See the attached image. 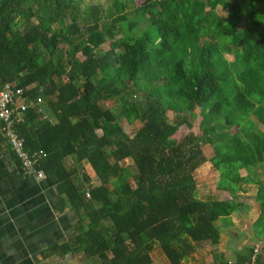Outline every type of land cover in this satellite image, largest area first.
<instances>
[{"label": "trees", "instance_id": "1", "mask_svg": "<svg viewBox=\"0 0 264 264\" xmlns=\"http://www.w3.org/2000/svg\"><path fill=\"white\" fill-rule=\"evenodd\" d=\"M254 1L261 3L113 0L102 20L94 8L80 13L81 0H0V84L21 89L27 103L42 101L55 120L41 119L33 105L13 131L24 150L45 154L38 169L56 179L59 209L77 217L76 236L49 254L151 264L157 249L181 264L199 244H218L216 223L242 207L234 201L241 185H256L252 227L263 220L264 13L251 11ZM196 108L200 135L176 142L179 123L190 129L185 118ZM120 121L140 127L129 137ZM68 158L86 162L99 185L84 174L77 181ZM205 162L229 200L196 198L193 172ZM256 168L262 178L253 182ZM254 236L264 237V227ZM252 254H235L234 264H249Z\"/></svg>", "mask_w": 264, "mask_h": 264}, {"label": "crops", "instance_id": "2", "mask_svg": "<svg viewBox=\"0 0 264 264\" xmlns=\"http://www.w3.org/2000/svg\"><path fill=\"white\" fill-rule=\"evenodd\" d=\"M41 114V119L55 122L48 109L43 108ZM65 165L77 169V181L84 174L89 179V185H99L86 162L76 164L68 158ZM256 171L253 182L262 178L260 170L256 168ZM240 175L244 177L245 170H241ZM56 185L54 177L37 180L23 175L7 146L0 144V264L77 263L73 262L74 254H49L48 251L52 246L69 242L77 234L76 214L67 206L59 209L60 197L56 194ZM248 189H254L252 201L255 202V184L241 185L240 193ZM221 193L229 198L227 193Z\"/></svg>", "mask_w": 264, "mask_h": 264}, {"label": "rangeland", "instance_id": "3", "mask_svg": "<svg viewBox=\"0 0 264 264\" xmlns=\"http://www.w3.org/2000/svg\"><path fill=\"white\" fill-rule=\"evenodd\" d=\"M142 0H133L135 5H138ZM113 0H81L78 5L79 12L81 13L87 8H94L97 11V15L102 17V20H105V9L109 8ZM264 0L260 2H253V7L251 11L257 13V8L260 12L264 13ZM215 13L222 19H227V11L222 10L217 7ZM143 25H139L138 29L142 30ZM102 50L107 49V42L101 46ZM227 60H232L231 56H225ZM109 108H116V105L112 102L106 104ZM41 106V107H40ZM38 107L41 112L45 105L42 104V101L38 103ZM198 109L196 108L192 113L187 114L186 120L190 123L191 128L187 129L183 123H179L177 131L174 133L172 138L179 142L181 141L188 133H191L194 136H199L200 132L198 130L199 119L197 117ZM182 117V115H179ZM166 120L169 124L176 123V116L173 113H166ZM122 131L127 136H132L134 132L140 127V124L135 122L133 124H126L125 121L119 122ZM198 145L202 151L205 159L210 158L212 155L211 148L208 145H205L200 136L198 139ZM124 163L130 164V160H125ZM217 173L211 168L208 162L200 165L193 172V180L195 183V193L196 198L200 201H210V200H229L227 195H223L221 192L215 189L217 181ZM246 187H244L245 189ZM254 189H248L246 192L237 193L236 198L234 199L235 203L242 204L239 211L232 214L226 222L218 221L216 225L219 228V242L215 246H210L207 243L199 244L195 247V251L189 257L184 259L181 264H212L214 257L219 258L222 256V262L226 264L235 263V254H242L248 248L253 249L254 259L259 257V260L264 261V237L258 238L254 236V233H259L264 226V217L263 220L258 223L255 227H252L253 222L258 217L259 208L255 202L252 201L254 195ZM253 228V229H252ZM151 264H168L166 259L159 253L157 249H154L150 253ZM251 259V258H250ZM73 262L76 264H92L91 261L85 260L81 255H75ZM249 264H254L251 260Z\"/></svg>", "mask_w": 264, "mask_h": 264}, {"label": "built area", "instance_id": "4", "mask_svg": "<svg viewBox=\"0 0 264 264\" xmlns=\"http://www.w3.org/2000/svg\"><path fill=\"white\" fill-rule=\"evenodd\" d=\"M37 105V112H41ZM33 103H27L23 91L13 84H0V144H5L11 152L21 173L37 180L44 177L38 165L45 158L42 151L27 152L24 142L13 131L14 125L22 120V115ZM34 105V106H35ZM85 198H88L85 193Z\"/></svg>", "mask_w": 264, "mask_h": 264}, {"label": "clouds", "instance_id": "5", "mask_svg": "<svg viewBox=\"0 0 264 264\" xmlns=\"http://www.w3.org/2000/svg\"><path fill=\"white\" fill-rule=\"evenodd\" d=\"M251 261L253 262V258L251 257Z\"/></svg>", "mask_w": 264, "mask_h": 264}]
</instances>
